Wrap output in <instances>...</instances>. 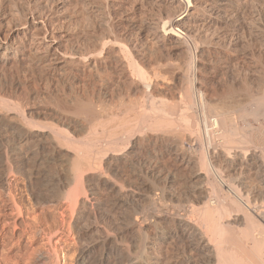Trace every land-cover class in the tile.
<instances>
[{
    "label": "bare ground",
    "instance_id": "obj_1",
    "mask_svg": "<svg viewBox=\"0 0 264 264\" xmlns=\"http://www.w3.org/2000/svg\"><path fill=\"white\" fill-rule=\"evenodd\" d=\"M155 1L162 3V1L165 0ZM171 1L180 4L177 13L170 15L166 14V19L158 20L157 26L143 24L141 29L144 30L146 35L155 43L163 46L166 45L171 51L177 49L184 52L186 45L185 37L187 31H189L187 30L188 27L186 23L196 16L194 12V8L196 7L193 6L192 0ZM10 4L11 3L8 5ZM159 8H161V6ZM185 16H187L188 19H184ZM17 21L15 22L17 23ZM132 25L134 24L132 23ZM185 27H187V29H184ZM35 28L37 29V27ZM0 30H2L1 25ZM184 30L186 31L184 32ZM10 32L13 35L14 33L15 35L20 34L23 37L29 38V40H33L32 42L30 41L31 45L39 44V47H33L36 49V52H39L36 57L40 60H45L46 62L44 64L47 66L46 68L56 70L57 75L61 78L73 76L74 73H76L75 71L80 68L88 70V72L91 71L97 75L98 70L104 66L112 69L114 73L115 80H112L117 84L118 93L115 98V102L117 103H114L115 105L112 103L113 106H108V104L102 102L104 100H98L97 98L94 101V99L89 97L90 95L87 96L85 93L74 92V90L73 92L69 91V93H62V96H58L59 98H57L56 101L54 100L50 103L37 102L36 100L35 102L37 103L32 106L30 105L31 107L29 106L27 109L28 111H26V113L23 112L21 115H19L20 113H14L15 111H12L10 107L8 108L9 105H7V102L0 104V121L4 120L6 122L7 128H4L9 132V136L11 134V136L18 141H16V146H18V148H16L15 145L14 147L17 149L15 153L18 155V161L22 164V167L30 161V159H33V161L37 163V166H46V169L48 168L54 171V174L51 172L50 174H53L55 177L54 181L56 179L58 182L59 190L57 195L54 194L57 199H50L49 201L62 202V204L65 203L63 207L68 209V211L66 210L67 212H69L70 208L74 209L76 214L74 223L80 225L83 233L94 234L93 238H90L92 236L89 237L92 239L91 244L89 245L88 243L90 242H88L87 246L86 242L85 244L83 243L85 246H82L79 251L81 256L83 255L89 258L92 255L91 246H98V248H100L98 249V251L100 250L99 257L93 255L94 257L97 256L98 260L89 258V264H108L107 261L110 259H113V263L116 264H163L166 258H168L166 256V251L169 250L168 246L170 244L172 245L173 242H177L179 246L180 243H182L185 247L192 249L197 256L196 264H240L243 260L240 261L239 258L235 256L234 253H236V251L239 252V255L243 254L242 256H248L245 254L247 248L245 249L242 242L243 240H239V238L234 235L230 234L227 236L224 245H222V243L220 246H217L212 242V237L216 233L219 234L220 232L221 234L222 231L227 230L225 228L223 230V227L229 228L232 222H221L216 219L217 217H215V215L218 214L214 215V213L219 203H216L217 205L215 204L216 199L215 201L212 199L211 193L207 191L208 188L201 191V195L199 194L200 200L202 201L199 202L202 204H200L201 206L199 205L200 208H196V202L191 198V195L195 192L194 190L190 189V193H186V195L182 196L176 194V191V193H173V189L170 191L168 189L169 186L167 187L164 183L172 182L174 178L175 180L177 179L176 177H178V175L175 177L177 173L175 170L179 172H188L189 177L187 176V178L192 182L197 178L200 179L202 175L204 177H206V175L208 176L207 172L215 176L217 174L220 176L219 171L221 167L227 173L240 171L246 160L245 154L242 152L243 149L240 150L242 146L240 147L239 143L238 146L236 145L237 148L240 147L239 150L233 145L238 141L235 140L232 144L234 147L230 146V144L234 141L232 139L234 131L238 128L240 130V126L242 125L239 126L238 122H243L244 119L245 106L242 105L244 99L246 101L244 104L246 105L248 101L250 102V100H253V97L252 99L249 98L250 100L247 101V98L243 99L240 96V98L243 99H240L243 101L241 103L240 100L236 99L237 97L235 98V96L229 95L230 92L222 96L217 93L219 94L218 96L215 95L216 93L213 94L207 90H202L203 87L200 84L194 85L188 79V72L192 68L191 66L194 65H191V62L188 61L190 57L186 59L184 56V58L182 57V61L175 64L171 62V67L172 69L174 68L173 71H175V76L173 75L174 84L172 88L169 89L168 86L161 85L163 83V77H165L161 72L163 66H166V63L157 61L146 62L145 64L149 66V72H147L141 65V63L144 64L143 62H131V60L128 62L125 55H121L123 54V48L126 46L120 43H116V51L119 53V55L116 54L115 56L117 57V62H96L95 55L87 59L86 55L89 53H85L86 55H84V52L82 53L79 48L80 51H77L78 49L76 48V50L70 49L56 52L55 45H57V36L43 35L40 38L35 34L34 26L31 24L29 25L28 21L23 23L18 22L13 25ZM8 39L9 37L6 38V36L0 37V64H5L9 59V54L14 50H12V46ZM106 42L109 43L108 41ZM84 56L88 62H81ZM158 81H160L159 85ZM81 86L83 85L81 84ZM69 87L71 88V86ZM116 91L114 93H116ZM163 91L164 93L168 91L169 97L165 96ZM98 92L101 93L100 91ZM112 92L111 94L113 95ZM55 94V96H57V93ZM95 94L96 93L93 94L94 98ZM108 96L106 97L108 98ZM261 100L264 101V98L260 99V101ZM109 101L111 102V100ZM257 101V103H262L259 99ZM242 106L244 108H242ZM257 106L259 107L258 104ZM261 108L263 109V107ZM245 111L248 112L249 110ZM263 114L264 113H262V115ZM246 115L245 113V116ZM245 128L249 127L247 126ZM261 128H263V126ZM253 131L255 130H252V132ZM240 132L242 133L244 130ZM260 134L256 131V133L252 134L251 138L248 136L250 139L247 140L250 141L252 146L261 143L264 144L263 136ZM205 139L208 142L207 156L204 154L205 151H202V155L201 150L203 149V145L201 146L202 148L200 147L201 150L198 147L196 148V146L201 144ZM240 139L237 138L239 142L243 140ZM207 142H205V144ZM183 144L189 145L190 148L185 149ZM228 145L231 148H228ZM3 148V151L8 149H5V147ZM252 148L254 150L255 146ZM0 150L2 151V148ZM146 151H154L155 155L157 154L156 151L166 152L172 157V163L176 166L175 170L169 171V168L166 169L167 167L165 168L167 170L165 172L162 171L163 169L160 170V165L157 162L152 163V160L149 159L150 161H148L146 159V156H144L146 155L144 154ZM7 153H4L5 158H3L5 160H10ZM202 157H208L206 163L202 162L205 160H202ZM144 158L148 162L145 161ZM261 158L262 156L260 157V154H257L256 151L252 153V159L256 163H262L263 161L260 162ZM6 164L8 165V162ZM9 164L11 165V163ZM7 165L6 167H9ZM202 165L206 166L203 168L206 174L202 170ZM163 166L165 167V165ZM17 170L18 169H16V171ZM44 171L46 172V170ZM48 172L49 170H47V173ZM220 173H222V170ZM42 174L43 173H41V175ZM180 175L182 176V174ZM52 181L53 180H51V183ZM161 181H164V183ZM176 181H178V179ZM83 182L88 188L80 186V183ZM229 183L226 184L228 185ZM230 186L232 187V184H230ZM230 186L229 188L232 190ZM100 189L106 192L107 196L110 197V203H105V201L107 202L108 200L107 197V200L105 199L104 202L100 199L97 200L98 198H94L96 194L95 191ZM87 190L89 191V199L86 197L87 194H85ZM200 190L201 188L198 191ZM195 194L198 193L195 192ZM195 194H193V196ZM245 201H247V199ZM249 205L247 204L248 207ZM91 206L94 207L97 213V215L95 213L94 216L92 215L93 221L94 219H98L101 225L94 224L95 222L90 223V218L92 217L90 214ZM221 207H224V205ZM223 209L224 208H222V210ZM219 210L221 211V209ZM217 211L216 213H218ZM65 216H67V214ZM258 230L257 237L255 236L253 238L254 235H252V240L251 237L249 238V240L252 241L250 247L253 245V249L251 250L250 248L251 251L247 249V252H251L247 254L253 255L251 260H249L250 255L247 257V262L249 264H264L262 258L264 256V235L263 237L258 236L262 234L258 232ZM246 236L248 237V235ZM173 246H175V244ZM234 248L237 250L233 251L232 249ZM168 252L170 251H167V254Z\"/></svg>",
    "mask_w": 264,
    "mask_h": 264
},
{
    "label": "rangeland",
    "instance_id": "obj_2",
    "mask_svg": "<svg viewBox=\"0 0 264 264\" xmlns=\"http://www.w3.org/2000/svg\"><path fill=\"white\" fill-rule=\"evenodd\" d=\"M7 3L11 4L8 5ZM157 3L158 2L155 0H0V17L3 15L0 18L2 29L0 30L2 36L0 35V37H9L8 41L12 46V50L14 49L13 52L9 54V59L6 63L0 64V104L7 102L8 104H6L9 105L8 108L10 107L12 111H15L14 113H20L19 115H21L23 112L26 113V111H28L27 109L30 105L32 106L38 101L50 103L54 100L56 101L57 98L62 96V93H69V91L73 92V90L74 92L85 93L87 96L90 95L89 97L94 99V101L96 98L98 100H104L102 102H105L108 106H111L112 103L113 105L117 103L115 102V98L117 97L118 88L114 81L115 77L112 69L103 66L98 70L97 76L91 71L88 72V70L80 68L75 71L76 73H74V75L72 74L73 76L61 78L57 75L56 70L46 68L47 66L44 64L46 62L45 60H40L36 57L39 52H36V49L33 47L37 48L40 46L39 44L31 45L33 40H29V38L23 37L20 34H11V27L18 22L23 23L28 21L29 25L31 24L34 26L35 34L40 38L43 35L57 36V45H55L56 52L70 49L76 50V48H79L82 53L84 52V55L88 53L91 54L86 55L87 59H89L90 56L94 57L95 55L96 62H117V57L115 56L116 54L119 55L116 50L117 44L120 43L121 45L126 46L123 48V54L121 55H125L128 62H130V60L131 62H143L144 64L141 63V65L147 72H149V66L145 64L146 62L157 61L166 63V66H163L161 72L165 76L163 77L164 79L162 80L163 83L161 85L168 86L169 89L172 88L174 84L175 76V71H173L174 68L172 69L171 67V62L175 64L182 61L184 56L186 59L190 57L188 61L191 62V65H194L191 66V71L189 70L188 72V79L194 85L200 84L203 87H201L202 90H207L213 94L216 93L215 95L218 96L219 94L222 96L230 92L229 95L235 96V98L237 97L236 99L238 100L241 98H247L248 101L250 100L249 98L252 99L253 97L252 101H248L250 105L248 102L246 105L244 104L246 102L245 99L244 102L241 101L243 99L240 100L241 103L243 102L242 105L245 106V108L243 106L242 108L249 111L246 112L244 110L247 114L245 116L244 113V119L246 120L243 119V122H238L239 126L242 125L240 126V130L239 128L237 129L238 131L235 130L238 133L234 131V136L232 135L234 141L230 144L232 147L236 145L238 146L239 144L240 147L242 146L241 149L240 147L237 148V146L235 148L238 150L243 149L242 152H244L246 159L243 168L240 171L227 173L221 167L220 169L222 170V173H220L221 170L219 169L221 177L218 174V176H215L210 172H207L208 176L206 175V177H204L202 175V178L200 177L201 180L197 178L192 182L187 178L188 172H179L178 170H175L176 166L172 163V157L166 152L156 151L157 154L155 155L154 151H146L144 153L146 155L144 156H146L148 161L152 160V163L157 162L160 165L159 169H163L162 171L164 172L167 171L166 169L168 168L169 171H177L175 177L178 175V177H176L178 181L174 178V181H172L173 183L161 182L167 187L169 186L168 189L170 191L173 189V193L177 192L176 194L182 196L186 195V193H190L191 190H194L198 194L193 192L195 195L193 196L192 194L191 198L196 203L198 201V206L195 203L196 208L202 204V201L200 200L201 191L208 188L207 191L210 192L213 197L211 198L214 201L215 199L217 201H215V204L219 203V205L216 206L217 208L214 213V215H219H215V217H217L216 219L221 222H232V225L229 228L223 227V230L224 228L227 230L222 231L221 234L219 232V234L216 233L214 236L212 235L213 240H211L213 243L217 246H220L222 243V245H224L226 243L225 239L231 234L239 238V240H243L241 241L243 242L245 249L247 248L250 250L251 248L252 250L253 245L250 247L252 244V235H254L253 238L255 236L257 237L258 229H260L258 232L262 233H259L260 235L258 236L263 237L264 235V144L261 143L259 145H254L256 153L260 154V157L262 156L260 162L263 161V164L259 162L256 163L252 159V153L255 152L252 148L254 146H252L250 141L247 140L250 139L252 134L256 133V131L258 134L261 133L260 135L263 136L264 139V114L262 115V113H264V101L261 100L262 103H257L258 99L260 101V99L264 98V0H192L193 6L196 7L194 8L196 16L194 19H190L186 23L188 29L187 27L184 28L189 30L185 37L186 45L184 52L177 49L171 51L166 45L163 46L155 43L148 35H146L145 31L141 29L143 24L157 26L158 20H165L167 16L166 14L170 15L177 13L180 7L179 3L171 0ZM160 6L161 8H159ZM184 19H188V17L185 16ZM15 21H17V23ZM132 23L134 25H132ZM35 27H37V29ZM185 31L186 30H184V32ZM79 49L77 51H80ZM86 57L84 56V59H82L83 61L81 62H88ZM81 84L83 86H81ZM159 84L160 81H158V85ZM68 85L71 86V88ZM115 91L116 93H114ZM55 93H57V96H55ZM94 93H96L95 98L93 96ZM164 95L169 97V92L165 91ZM106 96H108V98ZM36 100L37 102H35ZM109 100H111V102ZM255 103H257L259 107ZM261 107H263V109ZM252 110L253 112L257 111L258 113L256 112L257 114H252ZM247 126L249 128L251 127V132L249 128H245ZM262 126L263 128H261ZM4 127H6V122L1 120L0 149L2 148V151L0 150V152L5 151H3V147H5V149L8 148L10 151L12 148L13 149L11 151L12 153L8 149L4 152L11 153H7L10 160H5L4 153H0V264H89V258L98 260L100 253V250L98 251V249H100L98 246L90 247L92 257L90 256L87 258L86 256L80 255L79 251L82 246H85V242L86 244L90 242L88 243L90 245L92 241L90 238H93L94 234L83 233L80 225L74 223L76 216L75 210L69 207L70 210L67 212L68 209L63 207L65 203L62 204V202L49 201L50 199L54 200L56 198L55 195L58 194L59 190L58 182L56 179L54 181V171L48 168L46 169V166H40V168L33 159H30L32 162L28 161L29 163L27 162L22 167V164L18 161V155L15 153L17 152L16 148H18V146H16L18 141L11 136V134L9 136V132L6 131L7 127ZM241 129H243L244 132L241 133L240 131H243ZM252 130L255 131L252 132ZM9 137H12V140ZM237 138L240 140L243 139L242 141L244 143L242 141L239 142ZM235 140L238 142H235ZM205 142H207L206 139L203 140L201 144H198L196 148L198 147L200 149L203 145V149L200 150L201 152L205 151L204 154L207 156L208 142L206 144ZM183 145L185 146H183L185 149L190 148L187 144ZM228 148L231 147L228 145ZM146 159L145 161H147ZM202 160V162L206 163L208 157H202ZM7 162L8 165L6 164ZM9 163H11V165ZM3 164H6L9 167H6V165ZM163 165H165V167ZM205 167L206 166L202 165V170L206 174V171L203 169ZM16 169L18 170L16 171ZM44 170H46V172ZM47 170H49V174L47 173ZM50 172L53 174L51 175ZM41 173L43 174L41 175ZM180 174H182V176ZM49 176L50 179L53 176L51 180L54 182L52 181L51 183ZM44 182L46 186L44 185ZM226 183L229 184L227 185ZM80 184V186L88 188L84 182ZM230 184H232V187ZM191 185L196 186L191 188ZM200 188L201 190L198 191ZM210 190H212L213 193ZM96 191L94 198H98L97 200L100 199L104 202L107 197L108 200L106 199L107 202L105 201V203H110L111 199L107 196L106 192L101 189ZM85 194H87L86 197L89 199L90 196L88 190L85 191ZM245 198L247 201H245ZM221 204H223L224 207H221L223 206ZM247 204H250L249 207ZM92 206L90 210L91 216H94V213L97 215ZM222 208L224 209L222 210ZM219 209H221V211ZM216 211L218 213H216ZM64 214H67V216ZM93 216L90 218V223L95 222L94 224L101 225V222L98 219H94L93 221ZM246 235H248V237ZM250 237L251 240H249ZM174 244L176 247L173 246ZM168 247L169 250L167 251L170 252L167 254L166 251V256L168 258H166V261L163 264L197 263L196 253L192 249L185 247L182 243H180L179 246L177 242H173L172 245L170 244ZM247 249L245 251L246 253H244L248 256H242L243 254L239 255V252L236 251L237 249H232L237 253H234L235 256L238 257L240 261L243 260L240 264L248 263L247 257H249L250 254L247 253H251V250L247 252ZM93 255H97L98 257H94ZM249 258V260H251L253 255L251 254ZM262 258L264 260V256ZM107 262L108 264H116L113 263V259H110Z\"/></svg>",
    "mask_w": 264,
    "mask_h": 264
}]
</instances>
